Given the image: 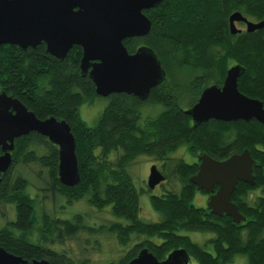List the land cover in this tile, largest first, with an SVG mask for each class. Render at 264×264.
<instances>
[{
	"label": "trees",
	"instance_id": "16d2710c",
	"mask_svg": "<svg viewBox=\"0 0 264 264\" xmlns=\"http://www.w3.org/2000/svg\"><path fill=\"white\" fill-rule=\"evenodd\" d=\"M236 11L250 20L264 21V0H164L146 9L151 31L126 38L124 43L130 52L142 45L151 47L165 68L166 79L145 100L127 93L110 95L95 125L80 115L85 100L100 96L89 74L82 73L81 48H72L60 59L47 53L43 44L27 49L0 45V89L19 98L41 119L55 116L70 123L81 173L77 185L62 184L58 146L36 131L16 138L12 165L0 184V211L7 203H15L17 217L0 226V246L25 257L50 259L51 264H92L40 241L33 243L32 231L40 230L47 241V235L55 233L73 237L81 231L107 230L121 246H129L120 260L108 264H127L145 247L160 260L183 248L197 264H227L237 255H245L248 264H264V123L255 118L210 119L194 127L185 112L189 107H184L195 104L206 86H221L234 64L245 68L238 80L239 90L264 102V27L233 34L229 18ZM146 104L165 108L140 124ZM182 144L196 157L207 153L218 160L249 149L256 160V182L239 181L231 196L245 221L236 223L230 216L216 215L208 206L193 203L198 190L190 177L199 170V159L190 163L173 158L171 153ZM141 155L160 161L166 178L169 172L181 181L179 190L165 189L161 194L148 188L151 205L162 216L156 222L140 217V193L128 170ZM33 163L49 170V189L45 191L59 194L71 204L88 196L89 205L100 209L111 205L112 213L126 222L115 221L97 229L86 224L82 213L72 219L40 213L39 194L32 196L30 179L23 171ZM256 190L262 194L251 203L248 196ZM183 230L214 233L207 242L214 252L180 234ZM140 237L142 241H138Z\"/></svg>",
	"mask_w": 264,
	"mask_h": 264
},
{
	"label": "water",
	"instance_id": "95a60500",
	"mask_svg": "<svg viewBox=\"0 0 264 264\" xmlns=\"http://www.w3.org/2000/svg\"><path fill=\"white\" fill-rule=\"evenodd\" d=\"M164 0H0V45L16 44L24 49L45 42L47 50L64 59L73 45L83 49L81 70L89 74L100 96L127 93L145 100L153 87L166 79V71L155 51L142 45L130 52L126 38L149 34L152 21L145 9L157 7ZM230 31L242 32L237 22L252 32L264 27V21L250 20L240 11L230 15ZM245 72L240 64L232 65L221 86L208 85L199 100L185 112L194 127L210 119L233 121L255 118L264 123V102L239 90V77ZM33 131L46 136L59 148L58 176L62 184L73 187L81 181L76 154V138L70 123L55 116L41 119L20 99L0 92V184L1 174L12 165L15 140ZM199 170L190 177L198 191L210 194L208 207L219 216H230L241 223L246 216L232 201L239 181L256 182V160L249 149L218 160L199 154ZM166 179L159 167L152 165L148 188L153 190ZM216 186L218 189L216 190ZM190 255L183 248L172 250L158 259L145 247L127 264H189ZM0 264H28L0 246ZM32 264H49L46 259Z\"/></svg>",
	"mask_w": 264,
	"mask_h": 264
},
{
	"label": "rangeland",
	"instance_id": "374dc122",
	"mask_svg": "<svg viewBox=\"0 0 264 264\" xmlns=\"http://www.w3.org/2000/svg\"><path fill=\"white\" fill-rule=\"evenodd\" d=\"M237 26L243 30L246 29V26L241 23H237ZM186 76L187 78L190 77L189 74ZM191 96L192 95H189L187 97L191 98ZM110 100V96H96L91 101L85 100L80 105L81 117L89 125H95L100 116L103 114L105 108L108 106ZM188 105L189 104L184 107H190ZM164 108L165 106L162 104H146L143 106L141 111L140 124H142L146 118L156 117L159 113H161V111H163ZM171 156L176 159L184 158L190 163L198 159V156L196 157L190 152L187 144H182L175 152L171 153ZM154 164H156L159 169L162 168V163L160 161H156L146 155H141L138 156L128 168L134 184L140 193V217L146 221L152 222L159 221L162 218L161 214L153 209L151 205V193L147 191L149 175L152 165ZM23 171H25L26 175L30 179L31 184L29 189L34 191L35 194H39V202L37 206L40 213L43 211H47L52 214L55 213L57 217L62 219H72L76 214L82 213L86 219V224L91 228L97 229L101 226L108 227L115 221L122 220L123 222H126L124 218H118L112 213L111 205L101 209L91 204L89 205L87 201L88 196H85L80 201L71 204L59 194H54L50 190L45 191L46 187L49 189L50 182L49 170L47 168H43L40 165L33 163L26 169L23 168ZM167 175L168 178H166L164 182L159 184L154 189L152 192L153 194H161L165 189L179 190L181 188V181L179 179L171 176L169 172H167ZM260 193L262 194V191H253L248 196V201L253 203ZM208 195L209 194L204 191H198L193 203L198 207H207L209 200ZM3 211H5V214L8 215L10 220L14 219V209L10 205L4 206ZM1 222L0 226L4 224V219L1 220ZM40 234V230L33 229L32 237L35 236L37 241L42 242L43 245L58 250L59 252H66L76 259H87L92 264H108L110 261H118L129 249V246H121L116 237H114V235L107 230L104 232L97 231L93 233L81 231L73 237H67L60 233H55L47 235V241H44ZM180 234L189 236L193 241L201 245L206 244L207 249L214 252L212 245L207 244L209 239L215 237L214 233L183 230ZM38 236L41 240L38 239ZM142 240L143 237H140L138 241ZM189 264H197V262L191 259ZM227 264H248V259L245 255H237L233 262Z\"/></svg>",
	"mask_w": 264,
	"mask_h": 264
},
{
	"label": "flooded vegetation",
	"instance_id": "af4514ba",
	"mask_svg": "<svg viewBox=\"0 0 264 264\" xmlns=\"http://www.w3.org/2000/svg\"><path fill=\"white\" fill-rule=\"evenodd\" d=\"M151 9V8H150ZM146 10V9H145ZM144 10V11H145ZM237 23H241V24H243V25H245L246 26V24L244 23V22H237ZM44 45L45 46V50H46V52L47 53H49V54H51L50 52H48V50H47V44L43 41V42H41V43H39L37 46H39V45ZM75 47H79V48H81V51H82V56H81V59H82V57H83V49H82V47L80 46V45H78V44H75V45H73V47L72 48H75ZM140 47V46H139ZM72 48L69 50V52L72 50ZM138 48V47H137ZM137 48H136V50H137ZM69 52H68V54H69ZM67 54V55H68ZM52 55V54H51ZM54 56V55H53ZM56 57V56H55ZM81 64V63H80ZM207 87V86H206ZM205 87V88H206ZM204 88V89H205ZM203 89V90H204ZM202 90V91H203ZM3 91H5L7 94H9L6 90H2V89H0V92H3ZM202 93V92H201ZM9 95H11V94H9ZM201 95V94H200ZM11 96H13V95H11ZM14 97V96H13ZM199 98H200V96H199ZM199 98H198V100H199ZM19 99V98H18ZM197 100V101H198ZM197 103V102H196ZM194 105V104H193ZM192 105V106H193ZM14 151V150H13ZM13 151H12V158H13ZM1 154H3V150H2V148H1V146H0V155ZM13 162V161H12ZM11 167V166H10ZM10 170V168L8 169V171ZM7 171V172H8ZM7 172H5V173H2L1 174V178H2V180H3V177L7 174ZM2 182V181H1ZM158 186V185H157ZM156 186V187H157ZM30 187V186H29ZM29 187H28V190H30V192H31V194H32V196H35L36 194L34 193V191H32L31 189H29ZM155 187V188H156ZM148 190V189H147ZM154 190H152V192H153ZM208 196H210V194L208 195ZM6 205H10L13 209H14V219H16V217H17V205L15 204V203H7ZM5 205V206H6ZM4 219V224H7L8 222H11L12 220L14 221V219H12V220H10L9 218H8V215L7 214H5V211H3V209L0 211V222H1V220H3ZM5 219H6V221H5ZM2 223V222H1ZM34 238H35V236H33ZM32 236H31V238H32V242L33 243H35V242H37V239L35 238H33ZM40 243V242H39ZM46 247H48V246H46ZM50 248V247H49ZM51 249H53V248H51ZM53 250H55V249H53ZM55 251H58V250H55ZM63 252V251H62ZM66 253V252H65ZM14 254V253H13ZM15 255H17V256H21L24 260H27L28 261V264H32V262H33V260H35L36 258H30V257H25V256H23V255H20V254H15ZM42 259H46V260H48L49 261V264H51V260L50 259H47V258H42ZM42 259H37V260H42Z\"/></svg>",
	"mask_w": 264,
	"mask_h": 264
}]
</instances>
